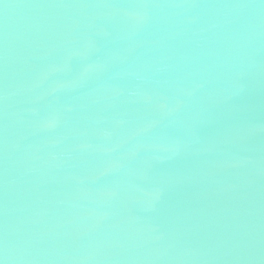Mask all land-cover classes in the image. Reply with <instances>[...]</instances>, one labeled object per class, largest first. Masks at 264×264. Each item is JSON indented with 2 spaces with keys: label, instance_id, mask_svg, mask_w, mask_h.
<instances>
[{
  "label": "water",
  "instance_id": "1",
  "mask_svg": "<svg viewBox=\"0 0 264 264\" xmlns=\"http://www.w3.org/2000/svg\"><path fill=\"white\" fill-rule=\"evenodd\" d=\"M0 264H264V0H0Z\"/></svg>",
  "mask_w": 264,
  "mask_h": 264
}]
</instances>
